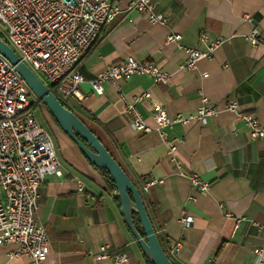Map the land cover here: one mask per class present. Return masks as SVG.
Listing matches in <instances>:
<instances>
[{
    "label": "crops",
    "instance_id": "0c3cea01",
    "mask_svg": "<svg viewBox=\"0 0 264 264\" xmlns=\"http://www.w3.org/2000/svg\"><path fill=\"white\" fill-rule=\"evenodd\" d=\"M103 1L117 3L120 13L101 28L79 63L83 98H70L68 105L135 184L167 253L179 245L170 255L174 264H253L252 250L263 243L257 227L264 228V140L249 141L243 123L226 108L234 101L243 114L264 125V0H149L154 12L166 18L163 26L137 13L134 0ZM253 29L261 38L257 47L245 41ZM202 34L209 42L217 37L224 41L194 70H179L186 48L206 51ZM175 35L177 41H167ZM128 57L155 64L169 75L168 84L134 75L119 81L118 89L104 85L103 95L95 96L89 82ZM145 92L150 99L136 107L151 127L158 109L169 117L189 116L201 96L219 113L204 122L174 124L168 137L180 143L169 155L156 131L137 133L124 114L122 98L133 102ZM42 117L52 140L65 136L51 118ZM65 138L62 176H46L36 199L35 218L50 245L46 264H112L95 258L102 246L126 253L133 264H146L125 226L116 191ZM191 174L210 183L209 190L191 188ZM72 176L83 183L81 193ZM149 180L161 183L142 192ZM183 211L192 218L188 228L180 223ZM15 249L0 245V264H29L27 257L11 256Z\"/></svg>",
    "mask_w": 264,
    "mask_h": 264
},
{
    "label": "built area",
    "instance_id": "2783aa9c",
    "mask_svg": "<svg viewBox=\"0 0 264 264\" xmlns=\"http://www.w3.org/2000/svg\"><path fill=\"white\" fill-rule=\"evenodd\" d=\"M132 8L139 14H146L152 25L163 26L166 18L154 12L149 0H134ZM120 13L117 3L103 0H0V37L15 52L18 58L60 99H82L79 87L84 82L77 67L91 45L97 40L104 25H109ZM245 20L251 21L248 16ZM179 36H170L167 41H177ZM222 37L208 41L202 34L201 43H207L206 51L186 48V59L179 70H194L202 59H211L214 50L223 43ZM245 41L252 47L261 44L260 34L253 29ZM134 75H145L155 85H167L169 75L155 64L128 57L124 61L108 65L89 82L93 94L100 97L104 85L118 89V82ZM203 74L202 77H206ZM150 99L145 92L133 102L122 98L124 114L132 128L140 134L156 131L161 142L171 155L180 141L169 139V131L176 123L204 122L218 115L219 110L203 96L200 106L189 116L169 117L166 111L158 109L151 115L154 126L148 125L136 104ZM34 108L46 114L45 107L34 98L26 84L17 75L9 62L0 55V245L11 244L15 250L12 257H27L29 264H46L50 245L45 228L36 218L38 188L48 175L62 176L59 161L48 131L37 121ZM226 110L233 113L246 128L249 141L264 140V125L250 114H243L234 101ZM188 177L191 188L206 192L210 183L191 174ZM77 192L83 191V183L72 176ZM161 180L144 183L142 192H147ZM193 200V199H191ZM237 220L236 223H239ZM180 223L188 228L192 218L183 211ZM256 226V225H255ZM257 227V226H256ZM261 247L252 250L253 264H264V228ZM173 245L169 256L178 248ZM99 260H111L112 264H133L126 253H111L102 246Z\"/></svg>",
    "mask_w": 264,
    "mask_h": 264
},
{
    "label": "water",
    "instance_id": "95a60500",
    "mask_svg": "<svg viewBox=\"0 0 264 264\" xmlns=\"http://www.w3.org/2000/svg\"><path fill=\"white\" fill-rule=\"evenodd\" d=\"M0 55L14 68L34 98L50 113L58 129L75 145L88 163L106 171L114 184L125 226L139 247L142 256L150 264H174L160 246L139 190L97 137L75 114L60 103L49 88L18 58L1 37ZM133 214L138 217L143 237L135 228Z\"/></svg>",
    "mask_w": 264,
    "mask_h": 264
},
{
    "label": "trees",
    "instance_id": "16d2710c",
    "mask_svg": "<svg viewBox=\"0 0 264 264\" xmlns=\"http://www.w3.org/2000/svg\"><path fill=\"white\" fill-rule=\"evenodd\" d=\"M52 93L57 97V99L60 101V103L65 107V108H67L69 111H71L73 114H75V112H74V110L68 105V99L66 100V101H63L62 99H60L59 97H58V95L54 92V91H52ZM48 114H49V116H50V118L53 120V118H52V116L50 115V113L48 112ZM76 115V114H75ZM77 116V115H76ZM78 117V116H77ZM81 120V119H80ZM82 121V120H81ZM53 122H54V120H53ZM84 123V122H83ZM85 124V123H84ZM86 125V124H85ZM93 133V132H92ZM94 134V133H93ZM95 135V134H94ZM96 136V135H95ZM98 139V138H97ZM99 140V139H98ZM100 141V140H99ZM101 143V142H100ZM102 144V143H101ZM103 145V144H102ZM104 146V145H103ZM88 147V146H87ZM89 148V147H88ZM90 149V148H89ZM106 149V148H105ZM107 150V149H106ZM108 151V150H107ZM108 153H109V151H108ZM81 154V153H80ZM110 154V153H109ZM111 155V154H110ZM81 156H82V154H81ZM112 156V155H111ZM83 157V156H82ZM84 158V157H83ZM112 158L114 159V157L112 156ZM85 159V158H84ZM115 160V159H114ZM85 161H87L86 159H85ZM116 161V160H115ZM117 162V161H116ZM87 163H88V161H87ZM118 163V162H117ZM119 164V163H118ZM120 165V164H119ZM93 167V166H92ZM120 167H121V165H120ZM94 169H96L104 178H105V181H106V184L108 185V187L110 188V189H112V190H115V187H114V184L112 183V181L110 180V178L108 177V175H107V173H106V171H104L103 169H98V168H95V167H93ZM122 168V167H121ZM122 170H123V168H122ZM124 171V170H123ZM134 184V183H133ZM135 185V184H134ZM136 187V186H135ZM137 188V187H136ZM132 218H133V222H134V225H135V228H136V230L138 231V233L143 237V232H142V230H141V227H140V223H139V221H138V217L136 216V215H132ZM157 236V235H156ZM157 239H158V241H159V243H160V246H161V248L163 249V251L165 252V254L167 255V257L171 260V258H170V256H169V254L167 253V251H166V249L164 248V246H163V244H162V242H161V240L158 238V236H157ZM133 242L135 243V241L133 240ZM135 245H136V247H137V249L139 250V247L137 246V244L135 243ZM139 252H140V250H139ZM141 253V252H140ZM144 259V262L146 263V264H150L145 258H143ZM172 261V260H171ZM173 262V261H172ZM174 263V262H173Z\"/></svg>",
    "mask_w": 264,
    "mask_h": 264
},
{
    "label": "rangeland",
    "instance_id": "374dc122",
    "mask_svg": "<svg viewBox=\"0 0 264 264\" xmlns=\"http://www.w3.org/2000/svg\"><path fill=\"white\" fill-rule=\"evenodd\" d=\"M70 100V98H69ZM46 109V108H45ZM47 111V110H46ZM34 114H35V117L37 119V121L47 130L49 131L50 128L48 126V124L46 123V120L42 117V114H41V111L40 109L38 108H34ZM45 116L48 117V119H50V116L48 114V111L46 114H44ZM50 124L52 125V127H54L55 125L50 121ZM62 139H56L54 136H53V148H54V152H55V155L59 161V164L61 163L62 159L61 157L63 156H66V154L68 153L67 150L64 148V139L66 140L65 136H61Z\"/></svg>",
    "mask_w": 264,
    "mask_h": 264
}]
</instances>
